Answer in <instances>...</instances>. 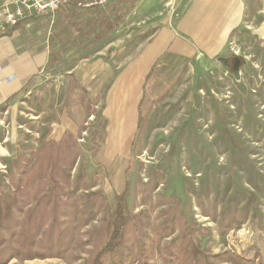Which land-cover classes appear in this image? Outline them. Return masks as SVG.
I'll list each match as a JSON object with an SVG mask.
<instances>
[{"label":"rangeland","instance_id":"obj_1","mask_svg":"<svg viewBox=\"0 0 264 264\" xmlns=\"http://www.w3.org/2000/svg\"><path fill=\"white\" fill-rule=\"evenodd\" d=\"M57 16L23 21L19 28L29 23L27 35L49 37ZM128 18L79 62L75 79L47 74L40 104L28 97L1 119L0 199L15 194L20 183L24 193L14 219L0 225V242L36 235L38 208L49 211L45 232L55 223L71 225L75 234L62 258L7 264H92L107 220L92 196L102 192L114 201L127 185L128 213L138 216L148 264H194L192 242L203 253L200 264H235L224 262L238 257L264 264V0H248L241 34L221 59L168 55L146 80L144 94L143 78L137 75L140 85L133 84L139 61L128 58L141 42L133 32L144 24L129 26ZM232 54L245 61L239 79L222 63ZM68 90L77 97H66ZM69 126L74 131H66ZM63 131L71 137L58 156L50 141H60ZM30 226L36 229L29 232ZM45 232L36 239L37 253L49 242ZM111 259L105 255L104 264Z\"/></svg>","mask_w":264,"mask_h":264},{"label":"crops","instance_id":"obj_2","mask_svg":"<svg viewBox=\"0 0 264 264\" xmlns=\"http://www.w3.org/2000/svg\"><path fill=\"white\" fill-rule=\"evenodd\" d=\"M247 11L248 0H142L127 21L129 26H135L137 22L144 24L142 31L133 32L141 42L128 55L132 62L139 61L138 65L133 63L134 68L137 67L133 84L141 83L143 87L168 55L195 58L196 61L203 58L207 63L221 59L233 38L241 34ZM28 31L29 23H26L0 35V122L3 115L6 117L21 108L28 97L40 104V87L47 82L46 75L59 76L54 69H49V46L40 38L27 35ZM79 66L62 75L69 76L68 81L75 79ZM137 75L139 79L143 78L140 83L139 79L136 81ZM62 81L66 86L67 79ZM144 90L145 87L143 94ZM72 94L78 95L76 90H68L66 97L70 98ZM131 98L133 101L139 97ZM84 99L94 101L95 97L85 93ZM68 117L63 114L65 120ZM69 129L74 131L70 126L66 131ZM55 131H59L58 126ZM66 131L60 141L54 139L50 143L59 144L71 137Z\"/></svg>","mask_w":264,"mask_h":264},{"label":"trees","instance_id":"obj_3","mask_svg":"<svg viewBox=\"0 0 264 264\" xmlns=\"http://www.w3.org/2000/svg\"><path fill=\"white\" fill-rule=\"evenodd\" d=\"M141 0H118L111 1L105 5H98L87 10L78 8L77 4L72 2L67 6L58 10L57 26L49 37L43 34L42 41L48 39L50 48L49 69H54L55 74H66L67 71L73 70L81 60L90 58L100 46L107 42L121 27L125 24L129 14L137 7ZM45 17V16H44ZM36 18V19H41ZM33 19V20H36ZM29 20V21H33ZM66 141L53 146L58 149V156L65 147ZM69 150V149H68ZM57 160V159H56ZM72 162V161H71ZM72 165H75L73 161ZM60 167L58 164L54 165ZM53 169V174H54ZM27 178L33 176L32 171H27ZM59 187V185H58ZM60 188V187H59ZM61 190V188H60ZM130 188L127 185L123 194L115 195V200L104 195L102 192L93 195L95 202H101L100 209H104L102 213L106 215V223L104 226V241L99 244L92 264H104L103 257L109 255L112 259L109 264H148L146 252L142 248V238L139 237L137 229L138 216H131L128 213V197ZM24 193L23 186L17 185L15 194H12L3 201L0 199V225L8 223L14 218V213L17 208H21L22 201L19 195ZM42 202H52L50 198H42ZM95 206V204L93 205ZM92 206V207H93ZM57 209V208H56ZM37 216L40 218L36 235L30 234L29 237L20 243L18 240L0 242V264H7L13 258L20 260H29L38 257L42 258H62L64 254L69 252L75 243V234L70 230L71 225L67 224H52L46 230L43 222L47 220L49 214L48 208H38ZM92 212V209H91ZM43 213V215H41ZM36 215V213H35ZM36 219V216H35ZM38 220V218L36 219ZM91 220L86 222V225ZM29 232L36 228L30 226ZM137 234L135 243L130 241V234ZM45 232L49 236V242L43 248H38L40 253L36 252V239ZM172 235V234H171ZM56 241H54V239ZM191 252L195 254L194 264H200V258L203 253L196 248L192 242ZM53 251H56L54 253ZM11 252V253H10ZM221 258L217 256V259ZM227 260V259H226ZM234 262L235 264H256L255 262L247 261L244 258H229L224 263ZM202 264H211L205 262Z\"/></svg>","mask_w":264,"mask_h":264},{"label":"built area","instance_id":"obj_4","mask_svg":"<svg viewBox=\"0 0 264 264\" xmlns=\"http://www.w3.org/2000/svg\"><path fill=\"white\" fill-rule=\"evenodd\" d=\"M114 0H0V35L19 27L23 21L53 15L69 3L87 10Z\"/></svg>","mask_w":264,"mask_h":264},{"label":"water","instance_id":"obj_5","mask_svg":"<svg viewBox=\"0 0 264 264\" xmlns=\"http://www.w3.org/2000/svg\"><path fill=\"white\" fill-rule=\"evenodd\" d=\"M223 60V65H224V67H228V62H229V59L228 58H224V59H222ZM236 60H237V64L235 65V67H234V70H233V74L235 75V77L237 78V79H239V77H240V74H239V70H240V68H241V62H242V60L244 61V59L243 58H241V57H238V56H236ZM245 62V61H244Z\"/></svg>","mask_w":264,"mask_h":264},{"label":"flooded vegetation","instance_id":"obj_6","mask_svg":"<svg viewBox=\"0 0 264 264\" xmlns=\"http://www.w3.org/2000/svg\"><path fill=\"white\" fill-rule=\"evenodd\" d=\"M224 58H225V57H224ZM224 58H223V59H224ZM228 59H229V62H228L227 65H228L229 69H231V70L233 71L235 65L237 64L236 56L232 54V56H231V57H228ZM222 63H223V60H222ZM243 64H244V61L242 60V62H241V66H242Z\"/></svg>","mask_w":264,"mask_h":264}]
</instances>
